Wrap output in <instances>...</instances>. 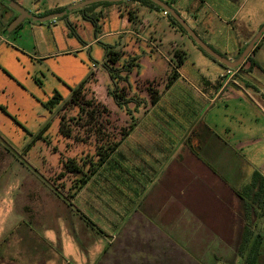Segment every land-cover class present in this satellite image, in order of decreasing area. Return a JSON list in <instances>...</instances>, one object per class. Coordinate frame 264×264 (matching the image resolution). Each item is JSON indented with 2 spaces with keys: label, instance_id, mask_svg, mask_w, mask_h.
<instances>
[{
  "label": "crops",
  "instance_id": "obj_1",
  "mask_svg": "<svg viewBox=\"0 0 264 264\" xmlns=\"http://www.w3.org/2000/svg\"><path fill=\"white\" fill-rule=\"evenodd\" d=\"M67 1L72 6L85 0ZM163 1L177 10V0ZM109 3L120 5L117 29L92 41L111 39L104 59L108 67L79 85L92 103L88 108L103 116L107 134H87L79 124L76 134H55V141L47 136L39 155L47 173L43 193L59 203L77 256L82 264H247L250 259L259 264L264 258V89L243 75L246 66L225 85L226 68L194 48L205 66L190 65L181 47L187 36L171 20L166 26L154 23L157 8L142 0ZM16 17L0 0L1 35ZM46 26L25 20L11 36L34 45L35 32ZM249 43L239 45L233 60ZM153 91L158 92L154 103ZM71 96L65 107L68 124L86 117L68 104ZM115 122L132 129L96 165L116 135Z\"/></svg>",
  "mask_w": 264,
  "mask_h": 264
},
{
  "label": "rangeland",
  "instance_id": "obj_2",
  "mask_svg": "<svg viewBox=\"0 0 264 264\" xmlns=\"http://www.w3.org/2000/svg\"><path fill=\"white\" fill-rule=\"evenodd\" d=\"M10 1L35 16L71 6H66L67 0ZM117 6L119 3L101 1L73 9L36 31L34 45H24L11 33L0 34V264L83 263L82 256H77L75 237L60 215L59 203L50 202L43 193L47 191V173L39 155L47 136L55 141V134H62L63 122L75 133L79 123H67L65 107L72 90L85 81L91 83L93 72L104 71L111 39L92 41L96 34L117 29ZM176 7L199 37L228 60H233L239 45L251 42L264 24V0H177ZM121 9L124 13L125 7ZM164 14L163 9H156L151 19L166 26L170 18ZM182 33L188 38L181 47L190 65L205 66L190 48L216 62ZM166 34L171 35L168 30ZM252 59L258 65L248 63L243 75L264 89V38ZM114 126L115 134L125 128L119 122ZM54 185L62 188L57 179ZM259 264H264L263 256Z\"/></svg>",
  "mask_w": 264,
  "mask_h": 264
},
{
  "label": "water",
  "instance_id": "obj_3",
  "mask_svg": "<svg viewBox=\"0 0 264 264\" xmlns=\"http://www.w3.org/2000/svg\"><path fill=\"white\" fill-rule=\"evenodd\" d=\"M100 1H106V2H122L124 0H85L83 2L74 4L70 6L69 8L65 9L62 12L50 14L47 16H35L31 14L26 8L11 2L8 0L6 4L19 13V15L9 24L6 32L7 34L14 31L23 21L29 20L35 23H44L48 22L50 20H53L55 18L63 17L67 15L71 10L78 9L85 7L86 5L100 2ZM156 4L157 6L161 7L164 11H166L170 16H172L188 33V35L195 41V43L202 48L208 55L213 57L215 60L223 64L225 67L238 69L240 66L243 65V63L246 61L248 56L252 53L257 43L260 41V39L264 35V24L257 33V35L253 38V40L246 46V48L243 50L242 54L239 56L236 60H228L227 58L223 57L219 53H217L213 48H211L208 44H206L199 35L195 32L193 28L189 26V24L186 22L185 19L181 17V15L167 2L163 0H149Z\"/></svg>",
  "mask_w": 264,
  "mask_h": 264
},
{
  "label": "trees",
  "instance_id": "obj_4",
  "mask_svg": "<svg viewBox=\"0 0 264 264\" xmlns=\"http://www.w3.org/2000/svg\"><path fill=\"white\" fill-rule=\"evenodd\" d=\"M143 2H145L146 4H149L150 6L152 7H155L157 9H162L161 7L157 6L156 4H154L153 2L149 1V0H142ZM170 6L171 4L168 3ZM62 11V9H61ZM167 16H169L171 22L176 25L182 32L186 33L188 35V33L186 32V30L172 17L170 16L169 14H167ZM264 38V35L262 37V39ZM197 45V44H196ZM260 47V43H258L254 50L252 51V53L248 56V58L246 59V61L243 63L242 66H240L238 69H241L243 68L244 66H246L248 63L250 65H258L257 62H255L253 59H252V54L253 52L258 49ZM200 48V47H199ZM202 49V48H201ZM203 50V49H202ZM204 51V50H203ZM110 52V51H109ZM205 52V51H204ZM206 53V52H205ZM207 54V53H206ZM208 55V54H207ZM210 56V55H209ZM211 57V56H210ZM213 58V57H212ZM214 59V58H213ZM215 60V59H214ZM217 61V60H215ZM218 62V61H217ZM220 63V62H219ZM223 65V64H221ZM106 68L108 67V63L105 62V65H104ZM224 66V65H223ZM225 67V66H224ZM226 68V67H225ZM72 96L70 98V101L68 104H72L74 106H78L82 111H84V113L86 114V117L85 119L81 120V119H76L75 117H73L71 119V121H76L80 124L81 127H84L85 131L87 132V134H107L104 130H106V124L103 123L101 121L102 119V115L101 114H98L96 115L95 114V111L88 108V106L90 107L91 106V102L90 101H86L85 100V97L82 96V86L72 90ZM151 99H152V102H156L157 99H158V92H155L153 91L152 92V95H151ZM105 114H107V109H104ZM62 118H65V117H62ZM105 120H107V116H105ZM65 121V120H64ZM107 123V122H106ZM132 127L130 128H123L119 134H120V138L119 136L116 134L114 137H113V140H112V143H110V146L108 147V149L105 151V152H100L99 153V160L98 162L96 163V165H100L102 164V162H104L107 157H109V155L118 147V145L120 144L121 140L123 139L124 135L125 134H129L130 131H131ZM61 132L62 134H76V133H73L71 129H68L66 127V124L63 122L61 124ZM115 134V133H114ZM56 189V188H55ZM58 190V189H56ZM65 200L66 197H65ZM69 205L70 202H69ZM256 261L255 260H249L247 262V264H255Z\"/></svg>",
  "mask_w": 264,
  "mask_h": 264
},
{
  "label": "built area",
  "instance_id": "obj_5",
  "mask_svg": "<svg viewBox=\"0 0 264 264\" xmlns=\"http://www.w3.org/2000/svg\"><path fill=\"white\" fill-rule=\"evenodd\" d=\"M165 15H167L168 13L166 11H164ZM94 67L96 68L97 65L94 64ZM105 66L103 67L104 70ZM237 70L238 69H233V68H228L226 67L225 71L221 74V81H223V83L229 84L235 77V75L237 74Z\"/></svg>",
  "mask_w": 264,
  "mask_h": 264
},
{
  "label": "flooded vegetation",
  "instance_id": "obj_6",
  "mask_svg": "<svg viewBox=\"0 0 264 264\" xmlns=\"http://www.w3.org/2000/svg\"><path fill=\"white\" fill-rule=\"evenodd\" d=\"M10 9H12V8H10ZM13 10V9H12ZM13 11H15V10H13ZM19 15V13L17 12V16Z\"/></svg>",
  "mask_w": 264,
  "mask_h": 264
}]
</instances>
